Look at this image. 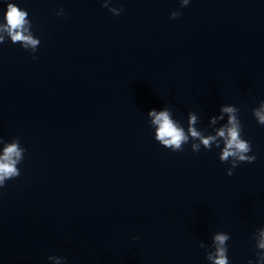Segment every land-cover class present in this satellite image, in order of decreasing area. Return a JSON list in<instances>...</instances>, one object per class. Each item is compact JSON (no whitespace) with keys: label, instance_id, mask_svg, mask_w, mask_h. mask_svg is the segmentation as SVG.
I'll list each match as a JSON object with an SVG mask.
<instances>
[{"label":"clouds","instance_id":"1","mask_svg":"<svg viewBox=\"0 0 264 264\" xmlns=\"http://www.w3.org/2000/svg\"><path fill=\"white\" fill-rule=\"evenodd\" d=\"M180 6L186 7L190 0H179ZM112 0H103L102 7L119 16L123 11V6L117 8L109 6ZM58 16L63 15V9H59L56 13ZM181 15L179 10L170 13V19H177ZM5 23L0 24V33H6L11 38V42H21L25 50L30 49L31 53L37 51L40 44L39 38L35 37L31 32V22L28 19V12L19 8L12 2L7 3L6 13L4 15ZM5 40L4 35H0V44ZM35 60L37 57L32 56ZM259 108H254L252 114L261 126H264V100L260 101ZM239 108L233 106H223L220 109V115L212 117L210 124L215 125L217 121H223L227 114V122L219 128H212V133H208L207 129L198 130L195 125L199 122L197 115L194 112L188 113L187 130L182 124L175 120L170 109L156 111L155 109L148 112L150 117V125L155 127L154 139L163 147L170 149L172 152H181L184 150V145L191 142V151L197 153L203 147L211 150L213 146L221 148L219 160L222 163H227L230 167L227 168L226 174L231 176L233 169L241 163H253L257 157L249 155L252 152L250 141L242 137V124L239 118ZM5 140L0 137V143ZM25 149L21 147L19 138H13L11 143L6 144L3 150V155L0 156V188H3L6 181L15 179L20 175V169L17 167L24 158ZM258 239L253 236L255 241L254 247L256 251V260L264 262V227L256 229ZM134 240L139 237H133ZM230 235L226 232H216L213 236V241L206 248L201 241L200 248L206 249V260L211 261V264H230L228 258L227 242ZM51 258V257H48ZM248 264H253L252 260Z\"/></svg>","mask_w":264,"mask_h":264}]
</instances>
